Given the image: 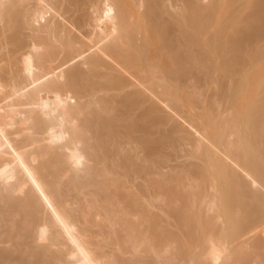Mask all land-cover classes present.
<instances>
[{"label":"bare ground","instance_id":"6f19581e","mask_svg":"<svg viewBox=\"0 0 264 264\" xmlns=\"http://www.w3.org/2000/svg\"><path fill=\"white\" fill-rule=\"evenodd\" d=\"M0 264H264V0H0Z\"/></svg>","mask_w":264,"mask_h":264}]
</instances>
